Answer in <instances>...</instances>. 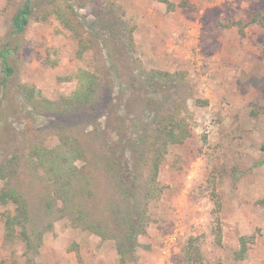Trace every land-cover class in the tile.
<instances>
[{
	"label": "rangeland",
	"instance_id": "rangeland-1",
	"mask_svg": "<svg viewBox=\"0 0 264 264\" xmlns=\"http://www.w3.org/2000/svg\"><path fill=\"white\" fill-rule=\"evenodd\" d=\"M24 1L0 0V46L13 49V73L0 85V166L19 157L11 187L28 204L32 243L43 233L37 253L19 236L6 241L4 216L14 205H0V264H121L113 240L76 228L53 208L47 214L53 184L44 167L30 169L26 160L39 142L60 150L62 138L74 137L84 150L118 155L142 172V185L144 165L117 147L121 129L135 140L169 112L185 117L190 136L168 148L149 224L124 264H183L190 239L203 264H264V23H249L264 18V0H169L173 12L153 0H31L32 16L17 35L11 20ZM80 70L97 77L95 107L77 110L74 120L53 116ZM20 85L37 90L39 104ZM86 170L96 196L82 208L99 219L115 197L113 181L92 163ZM242 236L250 239L246 258L234 261Z\"/></svg>",
	"mask_w": 264,
	"mask_h": 264
},
{
	"label": "trees",
	"instance_id": "trees-1",
	"mask_svg": "<svg viewBox=\"0 0 264 264\" xmlns=\"http://www.w3.org/2000/svg\"><path fill=\"white\" fill-rule=\"evenodd\" d=\"M54 1L48 0V5H54ZM153 1L164 4L167 12H173L176 8L169 0ZM32 9L31 0H25L22 7L15 13L11 20L14 34L19 35L24 32L32 16ZM47 13L49 15L55 12L51 10ZM249 23L263 24L264 18L256 15ZM130 34L132 33L130 32ZM131 39V35H129L130 45ZM83 48L81 47V49ZM12 51L13 49L8 45L0 46V66L2 70L0 85L2 87H5L13 73L8 62ZM82 52L83 50H79L78 55L81 56ZM156 74L173 76L166 72ZM77 79L78 86L76 90L70 97L62 99V102L55 104L42 100L48 107L53 108L54 104L58 106V109L53 112V116L57 115L61 119L72 118L74 120L76 115L74 113L77 110L90 105L93 108L95 107L93 105L97 93L96 75L80 70ZM18 91L34 105L39 104L41 101V96L34 88L20 85ZM200 104L206 105L207 101ZM121 131L120 144L117 147L123 152L129 151L139 163L144 165L146 175L144 174L145 180L142 185L139 183L142 172L140 173L138 170L134 173L128 167L122 166L118 155L95 152L91 149L84 150L83 146L74 137L70 139L62 138L60 143L62 148L60 150L48 148L39 142L33 145L26 161H28V168L30 169L37 170L44 167L49 175L50 182L53 184V189L49 192L48 202L45 205L47 214L48 210L53 208L54 212L60 214L58 218H69L76 228L97 236L101 241L113 240L116 253L120 258L119 261L124 264L127 253L132 249L135 237L143 235L149 224L148 205L161 190L157 177L160 165L168 153V148L171 145L182 144L189 138L190 129L185 117H176L174 113L169 112L163 114V116H157L151 124L145 126L136 135L135 140L130 139L123 129ZM262 148L264 149V147ZM86 152H88V156H86ZM18 161L19 157L14 156L6 164L0 166V180L3 182L0 188V205H14L13 214L4 216V237L6 241H9L19 236L27 248L34 249L37 253V249L41 246L43 231L35 234L37 241L32 243L26 231L30 221L28 204L18 194L17 190L11 187V181L13 178L15 179L17 174L16 164ZM77 161L84 162L86 165L83 164L78 167L76 165ZM91 163L96 167H101L105 173L111 176L113 181V196L115 197L107 201L99 219H93L87 209L82 208L85 198L91 196L95 198L96 196L93 188H91V181L94 182L95 179L92 175H89V170H86V167ZM214 204L219 209V201H215ZM47 228L49 230L51 225L48 224ZM216 235L218 237L217 241H220L219 226ZM249 240L245 236L238 239V249L233 253L234 261H242L246 258ZM194 241L195 239L188 240L181 250L183 264H203L200 251Z\"/></svg>",
	"mask_w": 264,
	"mask_h": 264
},
{
	"label": "crops",
	"instance_id": "crops-1",
	"mask_svg": "<svg viewBox=\"0 0 264 264\" xmlns=\"http://www.w3.org/2000/svg\"><path fill=\"white\" fill-rule=\"evenodd\" d=\"M105 261V260H104Z\"/></svg>",
	"mask_w": 264,
	"mask_h": 264
}]
</instances>
